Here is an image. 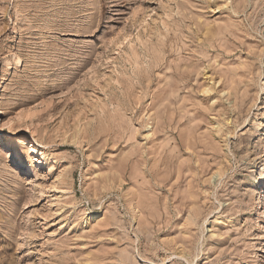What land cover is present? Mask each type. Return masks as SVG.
<instances>
[{
  "label": "rangeland",
  "instance_id": "1",
  "mask_svg": "<svg viewBox=\"0 0 264 264\" xmlns=\"http://www.w3.org/2000/svg\"><path fill=\"white\" fill-rule=\"evenodd\" d=\"M6 123L0 264H264V0H0Z\"/></svg>",
  "mask_w": 264,
  "mask_h": 264
},
{
  "label": "bare ground",
  "instance_id": "2",
  "mask_svg": "<svg viewBox=\"0 0 264 264\" xmlns=\"http://www.w3.org/2000/svg\"><path fill=\"white\" fill-rule=\"evenodd\" d=\"M22 53L21 54H16L14 57H16L15 59H14V63H20V62H22ZM264 185V177L262 178V181H261V183H260V187H262Z\"/></svg>",
  "mask_w": 264,
  "mask_h": 264
},
{
  "label": "snow or ice",
  "instance_id": "3",
  "mask_svg": "<svg viewBox=\"0 0 264 264\" xmlns=\"http://www.w3.org/2000/svg\"><path fill=\"white\" fill-rule=\"evenodd\" d=\"M124 43L127 44L128 41L125 40ZM121 46H122V45H121ZM0 126H2V127H4V128H9L11 125H10V123H6V124L0 125Z\"/></svg>",
  "mask_w": 264,
  "mask_h": 264
}]
</instances>
